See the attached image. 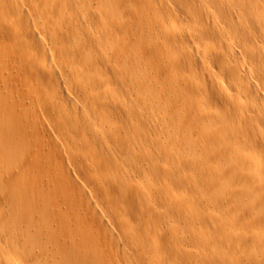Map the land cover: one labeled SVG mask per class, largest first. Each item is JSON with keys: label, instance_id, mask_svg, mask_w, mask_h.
Listing matches in <instances>:
<instances>
[{"label": "bare ground", "instance_id": "1", "mask_svg": "<svg viewBox=\"0 0 264 264\" xmlns=\"http://www.w3.org/2000/svg\"><path fill=\"white\" fill-rule=\"evenodd\" d=\"M200 260L264 264V0H0V264Z\"/></svg>", "mask_w": 264, "mask_h": 264}, {"label": "rangeland", "instance_id": "2", "mask_svg": "<svg viewBox=\"0 0 264 264\" xmlns=\"http://www.w3.org/2000/svg\"><path fill=\"white\" fill-rule=\"evenodd\" d=\"M35 42H33V44H32V47L34 48V50H36V49H38V47H39V40L36 38V40H34ZM76 57H75V56ZM69 57L70 58H68V60H69V62H76L77 60H79V56H77L76 54H71V55H69ZM64 98L65 99H67L68 98V95H67V93H65L64 95ZM217 104V105H221V102H220V100L219 99H216L215 101H213V102H210V104ZM197 205V204H196ZM181 262H183V261H181ZM180 263V262H179ZM188 264V262H183V263H180V264ZM196 264H206V263H203V261L202 260H200L199 262H195ZM195 263H192V264H195ZM189 264H191V263H189Z\"/></svg>", "mask_w": 264, "mask_h": 264}]
</instances>
